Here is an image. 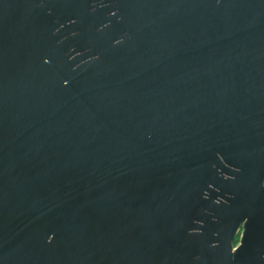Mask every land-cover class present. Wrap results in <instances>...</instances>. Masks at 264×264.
I'll use <instances>...</instances> for the list:
<instances>
[{"label": "water", "instance_id": "obj_1", "mask_svg": "<svg viewBox=\"0 0 264 264\" xmlns=\"http://www.w3.org/2000/svg\"><path fill=\"white\" fill-rule=\"evenodd\" d=\"M263 147L264 0H0V264H263L194 241Z\"/></svg>", "mask_w": 264, "mask_h": 264}, {"label": "flooded vegetation", "instance_id": "obj_2", "mask_svg": "<svg viewBox=\"0 0 264 264\" xmlns=\"http://www.w3.org/2000/svg\"><path fill=\"white\" fill-rule=\"evenodd\" d=\"M217 160L220 169L205 185L194 222L197 257L217 260L224 256L217 251L229 246L233 260L264 264V147L258 166L250 159ZM246 230L251 235L244 244Z\"/></svg>", "mask_w": 264, "mask_h": 264}]
</instances>
